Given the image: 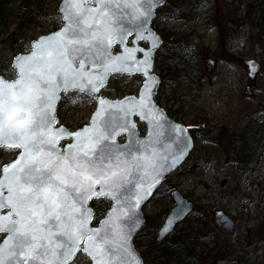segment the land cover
<instances>
[{"label": "snow or ice", "instance_id": "snow-or-ice-1", "mask_svg": "<svg viewBox=\"0 0 264 264\" xmlns=\"http://www.w3.org/2000/svg\"><path fill=\"white\" fill-rule=\"evenodd\" d=\"M94 2L95 7L93 0H64L65 27L33 42L32 53L17 58L15 80L0 79V148L17 154L3 162L0 172V213L7 209L0 214V233L7 234L0 264H71L80 250L94 264H139L130 240L140 220L133 209L150 194L140 189L158 182L169 159L155 151L146 155L151 136L139 140L129 119L139 111L150 125H159L162 114L153 112L150 84L131 108L116 105L110 107L118 110L110 111L100 99L91 125L74 134L54 127L55 102L61 91L95 96L109 73L128 71L138 49L125 48L124 55L116 56L111 51L131 33L122 21L130 15L131 21L143 18L142 25L147 24L160 0ZM145 31L151 30L141 26L137 35L143 39ZM145 56L131 64L143 65L147 75ZM125 131L129 143L120 145L116 137ZM65 136L75 142L60 150ZM171 158L173 163L179 159ZM93 197L115 201L99 229L88 226L92 211L86 204Z\"/></svg>", "mask_w": 264, "mask_h": 264}, {"label": "rangeland", "instance_id": "rangeland-1", "mask_svg": "<svg viewBox=\"0 0 264 264\" xmlns=\"http://www.w3.org/2000/svg\"><path fill=\"white\" fill-rule=\"evenodd\" d=\"M58 3L59 0H22L21 9L10 16L7 24L0 23V41L12 33L10 43L19 39L13 46L0 45V70L6 78L16 77L12 59L18 53L29 51L28 42L61 27V16L56 12ZM169 10L172 20L168 26L179 32L174 37L178 52L186 51L188 58L192 57L194 71L190 74L194 84L179 81L175 88L167 83L164 94L174 93L180 98V93H185L179 104L183 111L186 114L194 111V117L197 113L208 116L220 128L206 125L199 128L207 130L209 136L195 142V171L191 167L190 171H184V165L167 178L144 208L151 224H145L135 244L142 253L159 243L156 241L158 229L175 205L171 194L178 189L194 202L195 210L175 231L196 222L193 226L200 227L204 235L201 240L205 248L195 249L196 264H264V236L258 234L264 235V133L259 129L264 127V0H170ZM28 17L34 20L21 25ZM249 59H256L262 65L254 79L248 76L246 61ZM211 60L212 66H209ZM139 84L138 77L114 78L104 93L123 95L137 90ZM248 85L250 94L245 93ZM94 104L93 98L71 95L62 102L61 122L71 129L80 127L88 121ZM249 117L255 120L252 129H247L245 152L249 157L240 164L235 160L234 149L227 144L241 135L239 131ZM240 145L238 142L237 146ZM16 155L14 151L0 148V171L3 162H10ZM108 205L98 202L95 207L103 215ZM219 210L233 219L232 231L216 224L215 215ZM202 211L208 216L198 225ZM3 237L0 234V242ZM179 237L169 236L164 241L177 242ZM143 258L145 264H153ZM75 263L90 264L84 255L78 256Z\"/></svg>", "mask_w": 264, "mask_h": 264}, {"label": "water", "instance_id": "water-1", "mask_svg": "<svg viewBox=\"0 0 264 264\" xmlns=\"http://www.w3.org/2000/svg\"><path fill=\"white\" fill-rule=\"evenodd\" d=\"M63 2H64V0H60L59 5H58V9H59L61 19L63 22L62 26L59 27L58 29L50 32V33L40 35L39 37L33 39L31 42V50L29 52L18 53L14 56L12 63H11V65L14 68L15 73H16V77L14 79L6 78L2 74L1 70H0V79H3L5 81H9V82L15 80L17 78V72H18L17 68L15 67V63H16L17 58L20 56L30 55L32 53V51L34 50L33 42L39 41L41 38L48 37V36L52 35L53 33L62 30L65 27V21L63 20V12L60 9V6L62 5ZM165 3H166V0H160V4L153 8L152 15L148 18V22L145 25H142V19L143 18L137 19L135 21H131L130 15H125L122 23H123L125 28H128L131 30V33L125 37V42L123 44H121L117 41L116 43H114L112 45L111 51H112L113 56L124 55L125 54V52H124L125 48H127L129 51H131L133 49H138V51L141 50V48L139 47V41L142 40V38H140L137 35L138 29H140L141 26L144 28L150 29V21L154 15V9L156 7L163 6ZM92 6L93 7L96 6L94 0L92 3ZM126 12L130 13L131 9L126 10ZM133 34H135V36L132 39V45H129L128 39ZM152 34H153L152 30L148 34H145V32H143L144 38L150 41V47L147 50H141L142 51V57L138 56V51L133 52V56H132V58L129 59V62H128L129 63L128 71H119V72L109 73V75L106 78L105 83L100 86L99 91L96 93V95L95 96L89 95L91 97H94L96 100V108L91 115L89 123L85 124L83 127L78 128L76 130H71L66 125H58V114H57V112H58V107H59L61 99L63 98V96H67L70 92H73L76 90H70L68 93L61 91L59 93V100L55 102V116L57 118V123L55 124L54 127L55 128H65L68 133L74 134L75 132L80 131V130H82L86 127H89L91 125L92 119L99 109V100L100 99H103L106 102L105 108L109 109L110 111H117L118 110L117 107H110V106H116V105H123L126 108H131L134 106L135 103H138L140 101L141 95L144 94L145 84L146 83L150 84V87H151V90L153 93L150 97V101L154 105L153 112L155 113L158 110V112L162 114V118L159 121V125H156V124L150 125L148 119H142L141 118L139 111H137L133 115H130L129 119L132 121V123L135 124V131L138 134L139 140L146 141L151 136V147L149 149V153H146V155L150 154L152 151H155L159 156H163V155L167 154L169 156V159L166 162H164L165 163V170L163 171L158 182L155 183L151 188H148V185L145 184L140 189L141 192L147 191L150 194L146 195L141 200L139 207L133 209V211L136 213V215L140 217V220H139V223L136 225V227L133 229L130 240H131V245L134 249V253L139 260V264H145V262H144V258L142 256V254L136 248V245L134 243V238L137 235V233L144 226V222H145L144 207L152 200V198L155 196L156 191L165 182L166 176L173 173L174 171H176L186 161V159L188 158L189 153H190V151L194 145L193 139H192L190 133L188 132V130L186 129V127L182 123H179V122L173 120L172 118H170L168 116L166 110L162 106H160L155 100V95H156L157 88H158V85L160 82V77L153 70V55L155 53V47H157L160 43V38H157L156 42H153V40L150 37ZM116 46H118L120 48L118 52L114 51V47H116ZM146 53H147V58H149V67H148V74L147 75H145L144 72L142 71V69L144 67L143 65L137 64V65L133 66L131 64L132 59H135L136 61H143L146 58V56H145ZM246 65L248 67V76L251 79H254L256 77L257 73L259 71H261V68H262L261 63L256 59L247 60ZM138 69H140V70H138ZM116 73L140 74V75H142L143 83H142L138 93L137 94H128V95H125L121 98H116V99H112V98L105 96L103 94V89L107 85L111 75L116 74ZM153 78H154V82H152ZM250 92H251V86L248 85L246 88V93L250 94ZM82 93H85V92H82ZM140 123H143L146 127V131H145L144 135L142 134V132L139 128ZM177 127L182 128L184 130L182 135L177 134L174 131V129ZM185 137L188 138L186 144H185ZM134 139H135V137H134ZM116 141L120 145H125V144L129 143L128 132H126V131L121 132L119 135H117ZM74 142H75L74 139H71V138H68L67 136H65V138H62L59 140L58 148L60 150L67 149V147L70 144H73ZM181 152L183 153V155H181ZM173 154L179 157V159H177L175 161V163H173L172 158H171ZM14 159H16V157ZM1 172H2V169H1ZM98 189H99V186H97V190ZM5 195H6V193H5ZM103 198L104 197H93L87 201L86 207L91 209V211H92V217H91V220H90V223L88 226L92 229H99L101 227V223L108 218V214L111 212V209L115 204V201H113L111 198H106V199L111 201V207L107 211L105 217L102 218L101 220H99V222L97 224H94V222H95V220H94L95 211H94V208L91 206V202L95 199H103ZM172 198L175 202V205L167 213L164 221L162 222V224L160 225V227L158 229V233H157V237H156L157 242L164 240L170 234H172L174 232V230L176 229V226L179 225L192 212V210L194 208V202L192 200H190L188 197H186L178 189H175L172 192ZM181 209H182V211H180ZM6 213H7V209H5L3 211V213H0V214H6ZM216 222L219 225L224 223L223 224L224 228H226L229 231L233 230V228H234L233 219L231 217H229L222 210L217 211ZM0 234H4V237L0 242V246H2L4 240L6 239L7 234L6 233H0ZM79 254H83L90 261V264H94V262L91 260V258L87 254H85L82 250H80L74 254V258L72 259L71 263L75 260V258Z\"/></svg>", "mask_w": 264, "mask_h": 264}, {"label": "flooded vegetation", "instance_id": "flooded-vegetation-1", "mask_svg": "<svg viewBox=\"0 0 264 264\" xmlns=\"http://www.w3.org/2000/svg\"><path fill=\"white\" fill-rule=\"evenodd\" d=\"M170 0H166L164 6L156 7L154 9V15L150 21V29L153 31V34L150 36L153 42H156L157 38H160V43L157 47H155V53L153 55V68L154 72L160 77V82L157 88L156 93V101L159 105H161L167 112L168 116L173 120L182 123L188 132L190 133L194 145L191 149L188 160L186 163L189 162L190 167L194 168L191 169L192 172L195 171L196 167V158H195V142L206 138L209 136V132L207 130L199 129L204 127L205 125L208 127L213 128H220L218 123H213L211 118L208 116H203L201 113H197L196 117H194V111L186 112L179 106L182 98L186 95L185 93H180V98H176V94L167 95L164 94V87L168 83V85L173 87H178L179 81H187L193 83V76L190 74V71H194L193 65L191 63L192 57L188 58L186 51H183V54L178 52L177 44L174 43V37L179 33L175 31V29L171 25V18L169 17L170 10ZM168 15V16H167ZM167 16V17H166ZM149 32L145 31V34ZM135 34L129 37L128 44L132 45V39L134 38ZM191 37V34H188V38ZM179 41V40H178ZM139 47L141 50H147L150 47V41L143 38L139 41ZM185 48V47H184ZM119 47H114V51L118 52ZM138 51V56L142 57V51ZM213 60L209 62V66H212ZM176 65H182L181 68H176ZM111 77L118 78V77H125V78H133V77H140L141 75L137 74H122L117 73L112 75ZM184 103V102H183ZM180 116L185 118L189 117L190 120L186 121L185 119L181 120ZM215 118V115H212V119ZM143 128V125H141ZM196 165H195V164ZM193 164V165H192ZM183 167V166H182ZM181 167V168H182ZM216 219V218H215ZM222 226V225H219Z\"/></svg>", "mask_w": 264, "mask_h": 264}, {"label": "trees", "instance_id": "trees-1", "mask_svg": "<svg viewBox=\"0 0 264 264\" xmlns=\"http://www.w3.org/2000/svg\"><path fill=\"white\" fill-rule=\"evenodd\" d=\"M21 1L22 0H0V23H3L4 25L7 24V21L10 19V16L21 9ZM56 12L59 14L58 10ZM41 13H43L42 10ZM33 20L34 19L32 17H28L26 20L27 22H21L20 24L23 25L25 23H31ZM13 35L14 33L9 35L7 38L1 40L0 45L3 43L9 46L17 44L19 39H16L13 44L10 43ZM30 46L31 42H28L26 47L29 49ZM262 48L264 49V44H262ZM21 49L24 50V48ZM8 69H11V66H8ZM254 122L255 120L251 117L246 119L243 127L239 131L241 135L237 138L233 137V139H231L227 144V147L230 146L232 149H234L236 153L235 160L240 164H243L248 161L247 159L249 156L245 152V150H247L248 148V137L246 136L248 135L249 130L247 129H252V123ZM262 125L264 126V124ZM259 129L263 130L264 133V127L259 126ZM238 142L241 143L240 147L237 146ZM184 165V171H190L191 168L189 164L185 163ZM233 191L235 190H232L231 192ZM199 216L201 217L197 220L198 225L199 223H203L204 216L206 217L208 215L202 211ZM145 218V223L147 225H150V217L146 215ZM188 219L189 218H187L186 221ZM185 222L183 221L182 223ZM193 224H196V222H192L188 227L180 229L177 232L175 231L171 235L180 236L177 242H174L175 240L172 241L170 239L168 242L164 241L158 244L155 243L151 248L148 249L147 252H142L143 256L150 259L153 264H196L194 253H197V251L195 249L201 246L205 248L204 246L206 245H204L201 240L202 236H204L201 232V228L198 226L194 227ZM258 234L259 236H264L261 232H258Z\"/></svg>", "mask_w": 264, "mask_h": 264}]
</instances>
